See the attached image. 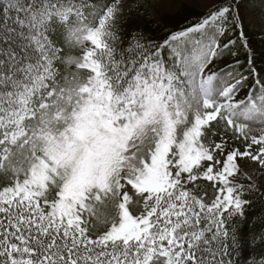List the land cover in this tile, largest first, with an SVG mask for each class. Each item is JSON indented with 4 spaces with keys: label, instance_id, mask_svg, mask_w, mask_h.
<instances>
[{
    "label": "snow or ice",
    "instance_id": "obj_1",
    "mask_svg": "<svg viewBox=\"0 0 264 264\" xmlns=\"http://www.w3.org/2000/svg\"><path fill=\"white\" fill-rule=\"evenodd\" d=\"M202 2L164 37L150 0H0V264H264V12Z\"/></svg>",
    "mask_w": 264,
    "mask_h": 264
},
{
    "label": "trees",
    "instance_id": "obj_2",
    "mask_svg": "<svg viewBox=\"0 0 264 264\" xmlns=\"http://www.w3.org/2000/svg\"><path fill=\"white\" fill-rule=\"evenodd\" d=\"M252 0H241L242 3H247ZM158 0H150L147 7L149 12V19L151 20V27L154 29L155 36H164L172 33L174 30H182L190 27L195 23L201 22V20L207 15L208 10H205L192 3L185 2L181 8L170 9ZM3 9V4L0 3V11ZM251 44L248 51L245 49H238L240 53V59L243 60L244 65L240 67V70H245L249 73L253 72V66L255 68H264V35L251 32ZM259 127L252 124L251 132L253 135H259L256 133ZM259 173L256 172L257 180L260 179ZM209 187L211 183L207 182ZM212 192H216V189L212 188ZM264 215V204L257 202L254 206L250 222L246 223L243 228L244 240L246 244V255L250 259L254 255L259 256L264 252V248H261L257 240L258 234L261 232V226L259 225V217Z\"/></svg>",
    "mask_w": 264,
    "mask_h": 264
},
{
    "label": "rangeland",
    "instance_id": "obj_3",
    "mask_svg": "<svg viewBox=\"0 0 264 264\" xmlns=\"http://www.w3.org/2000/svg\"><path fill=\"white\" fill-rule=\"evenodd\" d=\"M159 2H162L164 6L170 8V9H176V8H181L185 2L192 3L196 6H199L205 10H208L207 6L202 2V0H158ZM246 7L254 10L257 14H260L261 12H264V1L263 0H252L250 2L245 3ZM259 33L260 35H264L260 33L259 31H253V33ZM248 51V49H245ZM240 72H244L242 70H239ZM257 126H259L258 133L263 134L264 133V124L258 123V122H253ZM256 172H264V168H257L254 169V173ZM101 213L102 216L108 217V215L112 212V209L101 205L100 208L98 209Z\"/></svg>",
    "mask_w": 264,
    "mask_h": 264
}]
</instances>
